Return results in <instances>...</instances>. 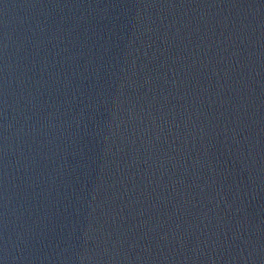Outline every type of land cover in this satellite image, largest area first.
Returning <instances> with one entry per match:
<instances>
[{"label": "water", "instance_id": "water-1", "mask_svg": "<svg viewBox=\"0 0 264 264\" xmlns=\"http://www.w3.org/2000/svg\"><path fill=\"white\" fill-rule=\"evenodd\" d=\"M0 264H264V0H0Z\"/></svg>", "mask_w": 264, "mask_h": 264}]
</instances>
